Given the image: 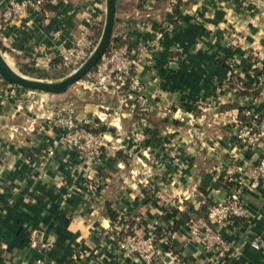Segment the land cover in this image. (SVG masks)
<instances>
[{
    "label": "crops",
    "instance_id": "crops-1",
    "mask_svg": "<svg viewBox=\"0 0 264 264\" xmlns=\"http://www.w3.org/2000/svg\"><path fill=\"white\" fill-rule=\"evenodd\" d=\"M11 1L28 9L3 21ZM104 16L105 0H0V53L16 70L49 72L98 42ZM111 43L136 54L143 110L87 81L8 99L0 79V264H144L117 247L128 222L156 235L166 261L264 264V185L248 188L249 168L264 159V0H116ZM245 67L261 79L252 105L227 85ZM249 106L260 139L245 148L235 122ZM63 110L100 130L93 162L63 144ZM135 132L146 140L134 145ZM237 193L247 217L218 228L223 250L188 239V219Z\"/></svg>",
    "mask_w": 264,
    "mask_h": 264
},
{
    "label": "built area",
    "instance_id": "built-area-1",
    "mask_svg": "<svg viewBox=\"0 0 264 264\" xmlns=\"http://www.w3.org/2000/svg\"><path fill=\"white\" fill-rule=\"evenodd\" d=\"M28 6L22 3L11 1L8 8L3 12V21L9 20L15 15L26 12ZM161 37L157 34L155 42ZM88 54L81 48L69 50L61 58L62 66H76L84 61L92 52L95 44L89 43ZM111 46V45H110ZM108 48L107 52L101 57L93 71L88 75L90 84L97 93H106L119 96L123 102L132 101L134 108L143 110L145 100L141 95V83L135 75L138 60L134 51L126 45L113 46ZM236 72V71H235ZM242 76L241 73H235ZM253 78L252 89L258 90L261 86V79L252 72L249 73ZM242 84L236 83L230 92L235 95L239 90H243ZM2 94L8 98H18L25 91L22 88L4 84ZM29 92V91H26ZM250 105L254 103V98L246 97ZM243 115L247 118L252 117L251 107L245 108ZM97 118H100L97 116ZM55 125L60 128L62 142L69 149L77 151L85 157L88 162H93L101 153L104 147L101 134L92 132L94 128L90 119L75 118L72 110H63L55 118ZM235 140L239 145L245 148L255 147L259 144L260 134L252 130L248 124L236 121ZM128 139L138 145L146 140L142 132L131 134ZM119 148V147H116ZM250 178L248 188H256L264 185V159L253 165L248 170ZM247 217V209L240 194H232L224 201H217L207 209L205 217L202 220L190 218L186 221L188 239L197 242L205 251L215 249H224L225 241L218 232V228L232 220H242ZM121 227V231L116 236L117 247L126 254L139 258L144 264H181L180 259L175 255H167L169 260H164V254L157 247V239L154 233L141 236L136 233V225ZM32 246H36L33 242ZM17 264H27L19 262ZM36 264H42L38 262Z\"/></svg>",
    "mask_w": 264,
    "mask_h": 264
},
{
    "label": "water",
    "instance_id": "water-1",
    "mask_svg": "<svg viewBox=\"0 0 264 264\" xmlns=\"http://www.w3.org/2000/svg\"><path fill=\"white\" fill-rule=\"evenodd\" d=\"M116 15V0H105V16L99 40L88 58L72 73L59 81H46L26 77L4 60L0 53V79L6 84L18 86L27 91H36L44 94L59 95L65 93L69 87L87 75L107 52Z\"/></svg>",
    "mask_w": 264,
    "mask_h": 264
},
{
    "label": "trees",
    "instance_id": "trees-1",
    "mask_svg": "<svg viewBox=\"0 0 264 264\" xmlns=\"http://www.w3.org/2000/svg\"><path fill=\"white\" fill-rule=\"evenodd\" d=\"M146 14H149V12H147ZM101 29H102L101 26L95 28V31H96V33H95L96 40L95 41L96 42L98 41V39L100 37ZM110 45H111L110 47H113V46L117 47V46L124 45V44H122V43H111ZM59 62H60L59 60L55 61L54 67L49 72L41 71V70L35 68L34 66H28V65L19 66L18 71L20 74H22L26 77H29V78H33V79H39V80L58 79V78H62L64 76H66V71H69V70H71V68H73L72 66H66V67L61 66L60 68H55ZM250 72L255 74L254 71L251 70L249 67H245L242 70V73H241L242 76L232 74L229 81L227 82L228 90L233 88L236 83L240 82L244 89L237 91L235 93V96L251 97V98L255 99L257 97V94L259 91L258 90H251L252 89L251 82H253V78L250 77V75H249ZM257 75H259V74H255V76H257ZM245 108H247V107H245ZM245 108H240L237 121L241 122V123L248 124L249 126L252 127L253 131L258 132V125H259L258 122L260 121L259 117L247 118L246 116L243 115V111L246 110ZM136 109L140 110L137 107L135 108V110ZM92 132L101 133L100 130H97V129H93ZM128 225H132V224L128 222Z\"/></svg>",
    "mask_w": 264,
    "mask_h": 264
},
{
    "label": "rangeland",
    "instance_id": "rangeland-1",
    "mask_svg": "<svg viewBox=\"0 0 264 264\" xmlns=\"http://www.w3.org/2000/svg\"><path fill=\"white\" fill-rule=\"evenodd\" d=\"M99 40V39H98ZM97 44V43H96ZM96 44H95V46H96ZM95 48V47H94ZM93 51V50H92ZM89 52H87V54H88ZM88 58V57H87ZM86 58V59H87ZM85 59V60H86ZM84 60V61H85ZM84 61H82V62H80L78 65H76V66H73V68H71V70H69V71H66V76L67 75H69L70 73H72L74 70H76ZM15 71H17L18 73H19V71L18 70H16L15 68H13ZM93 71V69L87 74V75H85L84 77H82L79 81H77L76 83H74V84H72L70 87H69V89H71V90H74V89H76V88H79V87H82V85H84V83H85V81H87L88 82V80H89V77H88V75H90V73ZM66 76H64V77H66ZM64 77H62V78H58V79H51V80H46V81H59V80H61V79H63ZM3 82V81H2ZM3 84H6L5 82H3ZM68 89V90H69ZM27 90H25V92H26ZM29 92H33V93H36V94H42V95H49V96H55V95H50V94H44V93H40V92H36V91H29ZM67 92V91H66ZM65 92V93H66ZM65 93H62V94H65Z\"/></svg>",
    "mask_w": 264,
    "mask_h": 264
}]
</instances>
